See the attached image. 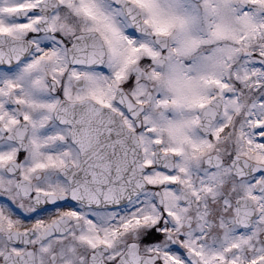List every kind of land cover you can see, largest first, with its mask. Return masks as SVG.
I'll list each match as a JSON object with an SVG mask.
<instances>
[{"label": "snow or ice", "instance_id": "obj_1", "mask_svg": "<svg viewBox=\"0 0 264 264\" xmlns=\"http://www.w3.org/2000/svg\"><path fill=\"white\" fill-rule=\"evenodd\" d=\"M0 264H264V0H0Z\"/></svg>", "mask_w": 264, "mask_h": 264}]
</instances>
